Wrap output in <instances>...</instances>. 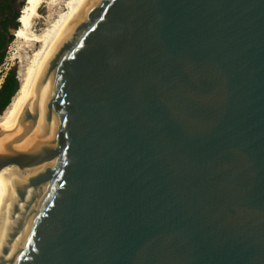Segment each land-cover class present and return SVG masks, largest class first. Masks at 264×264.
Segmentation results:
<instances>
[{
  "label": "water",
  "instance_id": "95a60500",
  "mask_svg": "<svg viewBox=\"0 0 264 264\" xmlns=\"http://www.w3.org/2000/svg\"><path fill=\"white\" fill-rule=\"evenodd\" d=\"M29 126L0 264H264V0H87Z\"/></svg>",
  "mask_w": 264,
  "mask_h": 264
},
{
  "label": "bare ground",
  "instance_id": "6f19581e",
  "mask_svg": "<svg viewBox=\"0 0 264 264\" xmlns=\"http://www.w3.org/2000/svg\"><path fill=\"white\" fill-rule=\"evenodd\" d=\"M86 1L68 0L65 4L66 12L58 14L53 22L46 24V21H48L46 20L47 16L43 17L40 10L43 6L47 9L54 7L56 0H24L17 20L19 27L14 32V38L20 40L30 54L25 58L23 71L17 76L18 91L0 115V153L15 151L26 141L32 139L30 134L33 129L31 130L29 126L27 129L22 130L19 123L32 102L38 80L57 41ZM44 15L47 14L44 13ZM40 21H45L42 29H38ZM7 175V172L0 174V246L7 235L9 227L7 207L11 199V186Z\"/></svg>",
  "mask_w": 264,
  "mask_h": 264
},
{
  "label": "rangeland",
  "instance_id": "374dc122",
  "mask_svg": "<svg viewBox=\"0 0 264 264\" xmlns=\"http://www.w3.org/2000/svg\"><path fill=\"white\" fill-rule=\"evenodd\" d=\"M67 1L68 0H56V4H55L56 7L54 6L52 8L47 9V8H44V6H43L41 8L42 11L40 10V14L43 17L47 16L46 20H48V21H46V24L53 22L57 18L58 14L66 12L65 4ZM12 2H13V4H12L13 9L16 12L20 13L19 11L23 6L24 0H12ZM44 13L47 15H44ZM49 14H51L53 16H51ZM51 18H52V20H51ZM43 22L45 23V21L39 22L40 24L38 26L39 27L38 29H42L44 27L45 24ZM14 32H15V30L13 28H9L8 35L12 36V40L4 52V57H3V60H2L1 66H0V86L3 82L4 77L6 76V74L8 72H10V71L15 72L16 77H17L18 74L23 71L24 66H25V61H26L25 58H26V56H29V54H30V52L24 48L22 42L20 40H17L16 38H14ZM20 47H21V49H20ZM19 63H21V64H19Z\"/></svg>",
  "mask_w": 264,
  "mask_h": 264
},
{
  "label": "trees",
  "instance_id": "16d2710c",
  "mask_svg": "<svg viewBox=\"0 0 264 264\" xmlns=\"http://www.w3.org/2000/svg\"><path fill=\"white\" fill-rule=\"evenodd\" d=\"M10 8V4L0 0V50L5 46V33L8 34L9 28H13L16 31L19 27L18 23H16V20L19 19L20 13L16 12V15L11 21L4 19L6 12L10 10ZM11 40L12 36H10V42ZM3 57L4 53L0 54V64L2 63ZM18 87L19 84L15 72H8L0 86V115L10 104L11 99L18 91Z\"/></svg>",
  "mask_w": 264,
  "mask_h": 264
},
{
  "label": "flooded vegetation",
  "instance_id": "af4514ba",
  "mask_svg": "<svg viewBox=\"0 0 264 264\" xmlns=\"http://www.w3.org/2000/svg\"><path fill=\"white\" fill-rule=\"evenodd\" d=\"M2 1H5V2H7L8 4H10V10H8L7 12H6V15H5V18L4 19H8L9 21H11V20H13V18H14V16L16 15V11L13 9V7H12V4H13V2H12V0H2ZM3 19V20H4ZM1 21V20H0ZM7 33H5V45H6V42H7ZM4 48H5V46L3 47V49H1L0 51H3L4 50ZM5 52V51H4ZM4 52H0V54H2V53H4ZM0 66H1V64H0Z\"/></svg>",
  "mask_w": 264,
  "mask_h": 264
}]
</instances>
